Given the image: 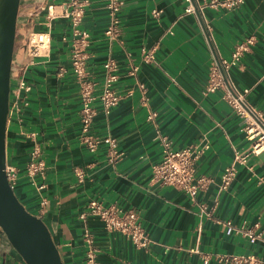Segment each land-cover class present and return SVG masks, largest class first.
Instances as JSON below:
<instances>
[{
  "label": "crops",
  "instance_id": "0c3cea01",
  "mask_svg": "<svg viewBox=\"0 0 264 264\" xmlns=\"http://www.w3.org/2000/svg\"><path fill=\"white\" fill-rule=\"evenodd\" d=\"M123 1L116 40L104 35L109 23L106 0H88L81 22L90 34L86 65L95 93L100 92L102 66L109 58L118 66L116 92H132L107 114L98 99L93 103L92 133L114 137L124 152L110 164L104 148L89 153L79 142V93L70 67L73 38L69 21L62 17L67 0H44V8L33 15L39 1L22 0L17 35L48 30L51 44L48 56L36 58L27 71L28 106L7 124L6 163L18 171L16 197L47 225L63 264H85L90 247L96 249L98 264H233L219 260L225 256L264 261L262 244L227 236L222 226L229 220L264 227V152L250 157L245 166L237 165L231 184L221 190L223 171L251 142L221 91L204 94L213 55L199 16L185 13V0ZM203 1L210 0H198ZM48 7L54 18L47 19ZM203 16L224 59L243 39L255 37L231 77L238 89L249 90L248 103L264 116V0H245L231 10L208 7ZM149 49L156 64L140 61L142 51ZM131 65L139 67L136 78L147 89V106L140 104L135 79L128 74ZM149 111L157 113L155 126L147 121ZM158 135L167 137L174 150L207 147L196 159L194 175L211 182L195 197L151 181L152 166L162 158ZM34 141L45 167L43 178L37 179L45 186L41 192L25 174ZM91 200L136 211L148 246L135 247L122 234L106 231L95 217L80 219ZM5 254V264H24L14 252Z\"/></svg>",
  "mask_w": 264,
  "mask_h": 264
},
{
  "label": "built area",
  "instance_id": "2783aa9c",
  "mask_svg": "<svg viewBox=\"0 0 264 264\" xmlns=\"http://www.w3.org/2000/svg\"><path fill=\"white\" fill-rule=\"evenodd\" d=\"M185 1L187 2L185 13L199 16L201 27L213 55L204 94L221 91L222 101L239 117L246 137L251 142L247 150L235 153L233 162L223 171L220 179V188L221 190H226L236 175L237 165L245 166L250 157L258 156L264 152V116L248 103L247 95L249 90L238 89L231 77L232 68L237 66L242 57L250 51L256 39L253 35L246 37L235 45L228 60L222 58L215 45L211 27L203 16V10L208 7L231 10L243 4L245 0H210L202 3H199L198 0ZM87 5L88 0H67L62 12V17L69 21L73 38L70 67L78 85L79 93V142L89 153H95L100 148H104L107 162L114 164L124 156V152L119 149L118 142L114 137L110 135L98 137L92 133L91 125L96 115L93 103L98 99L103 111L107 114L123 97L130 96L132 92L126 93L125 96L116 92L114 86L119 78L118 66L114 59L109 58L102 66L104 78L100 92L98 95L95 93L96 83L89 79L86 65L87 55L85 48L88 46L90 34L81 28L84 10ZM123 6V0H106L109 23L104 35L109 41L116 40L119 35V13ZM158 14L159 12H153L154 16H158ZM51 18H54V13L52 7H48L47 19ZM23 43L26 49L22 52L18 62L12 65L14 71L11 76L13 88L8 108L7 124L11 117L17 115L22 106H28L27 94L31 91V84L28 82L26 74L36 58L48 56L51 44L50 33L48 30L31 31ZM140 61L141 63L156 64L154 50H143ZM138 69V65H131L128 74L135 79V87L140 95V104L147 106V89L136 78ZM156 118V112H148L147 121L154 126ZM28 136L34 139L35 133H29ZM158 140L162 149V158L159 163L152 166L151 181L161 186L173 187L190 197H195L199 191L205 189L211 182L207 177H195L194 175L196 159L207 147L200 149L188 147L182 150H174L167 137L158 135ZM44 170L41 150L34 141L25 166V174L39 192L45 188L44 184L37 180L43 178ZM75 172L80 178L81 172L79 170ZM5 174L10 187L14 189L18 176L17 169L6 163ZM200 210L204 213V206L201 205ZM88 216L97 218L106 231L122 234L137 248H145L149 244V239L140 224L139 215L133 209H122L115 205L104 206L96 200H91L79 217L82 220H86ZM222 226L227 236H241L252 245L260 243L264 246V227L258 223L248 227L245 223L235 225L231 221L226 220L222 223ZM85 236L88 243L91 244L87 233ZM219 260L233 264H264L263 260L256 261L251 256H225L219 258ZM85 264H98L96 261V249L91 247L88 249Z\"/></svg>",
  "mask_w": 264,
  "mask_h": 264
},
{
  "label": "water",
  "instance_id": "95a60500",
  "mask_svg": "<svg viewBox=\"0 0 264 264\" xmlns=\"http://www.w3.org/2000/svg\"><path fill=\"white\" fill-rule=\"evenodd\" d=\"M44 8V0H38ZM22 0H0V252H14L24 264H63L44 221L28 212L16 197L5 174L7 114L12 97V65L19 55H14L17 25L20 23L19 7ZM25 44L20 47L22 54Z\"/></svg>",
  "mask_w": 264,
  "mask_h": 264
},
{
  "label": "flooded vegetation",
  "instance_id": "af4514ba",
  "mask_svg": "<svg viewBox=\"0 0 264 264\" xmlns=\"http://www.w3.org/2000/svg\"><path fill=\"white\" fill-rule=\"evenodd\" d=\"M24 36L18 34L17 35V41H15V47H14V55H17L18 53H20L19 48H20V42H24ZM1 240V238H0ZM5 260H6V254L0 252V264H5Z\"/></svg>",
  "mask_w": 264,
  "mask_h": 264
},
{
  "label": "trees",
  "instance_id": "16d2710c",
  "mask_svg": "<svg viewBox=\"0 0 264 264\" xmlns=\"http://www.w3.org/2000/svg\"><path fill=\"white\" fill-rule=\"evenodd\" d=\"M17 30H19V27L18 26H17ZM28 33H29L28 31H26L25 33H23L24 41H26V38H27ZM15 41H17V35H16Z\"/></svg>",
  "mask_w": 264,
  "mask_h": 264
},
{
  "label": "rangeland",
  "instance_id": "374dc122",
  "mask_svg": "<svg viewBox=\"0 0 264 264\" xmlns=\"http://www.w3.org/2000/svg\"><path fill=\"white\" fill-rule=\"evenodd\" d=\"M25 1H28V0H25Z\"/></svg>",
  "mask_w": 264,
  "mask_h": 264
}]
</instances>
